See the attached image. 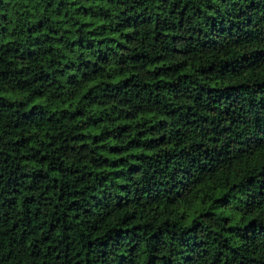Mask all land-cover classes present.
Returning a JSON list of instances; mask_svg holds the SVG:
<instances>
[{"label": "trees", "instance_id": "trees-1", "mask_svg": "<svg viewBox=\"0 0 264 264\" xmlns=\"http://www.w3.org/2000/svg\"><path fill=\"white\" fill-rule=\"evenodd\" d=\"M0 264H264V0H0Z\"/></svg>", "mask_w": 264, "mask_h": 264}]
</instances>
